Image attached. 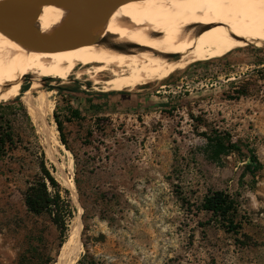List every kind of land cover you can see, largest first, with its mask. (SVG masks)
<instances>
[{
    "label": "rangeland",
    "instance_id": "obj_1",
    "mask_svg": "<svg viewBox=\"0 0 264 264\" xmlns=\"http://www.w3.org/2000/svg\"><path fill=\"white\" fill-rule=\"evenodd\" d=\"M110 77L72 72L38 80L28 92H45L46 127L54 129L48 140L22 95L0 102V133H11L0 151V264H56L75 219L80 228L69 264L85 253L96 264H264V47L194 61L131 90L105 89ZM74 81L84 92L56 88ZM31 82L26 74L21 84ZM70 107L82 118L66 121ZM210 132H226L254 150L261 163L254 177H240L245 149L243 156L210 160L203 136ZM42 153L74 207L61 246L56 228L23 201ZM212 190L238 200L240 234L200 209Z\"/></svg>",
    "mask_w": 264,
    "mask_h": 264
},
{
    "label": "bare ground",
    "instance_id": "obj_2",
    "mask_svg": "<svg viewBox=\"0 0 264 264\" xmlns=\"http://www.w3.org/2000/svg\"><path fill=\"white\" fill-rule=\"evenodd\" d=\"M71 13L63 6H43L33 14L34 26L38 34L50 36ZM86 36L98 39L94 44L42 52L0 32V102L22 95L45 140L53 137L54 130L46 127L50 107L45 92L36 97L28 92L39 88L40 78L65 79L72 72L92 77L105 71L111 75L103 81L105 89L131 90L194 61L248 45L264 47V0H134L102 17ZM120 44L147 49L124 47L134 52L129 54L111 47ZM26 74L31 75V88L20 93ZM79 225L75 219L56 264L71 262L75 247L69 246Z\"/></svg>",
    "mask_w": 264,
    "mask_h": 264
},
{
    "label": "trees",
    "instance_id": "obj_3",
    "mask_svg": "<svg viewBox=\"0 0 264 264\" xmlns=\"http://www.w3.org/2000/svg\"><path fill=\"white\" fill-rule=\"evenodd\" d=\"M46 80V79H45ZM86 86H90V82H86ZM60 91H65L72 95L74 92H84L78 81H74L72 85H62L56 87ZM27 84L22 83L20 93L27 90ZM121 92V91H120ZM114 93V92H111ZM110 92L103 94H111ZM19 100V95L15 97ZM89 101V99H87ZM66 121L71 118H82L78 109L70 107L68 116L64 117ZM54 120L59 132L61 142L66 145L63 135L62 121L58 119L54 113ZM5 134V135H4ZM10 131L0 133V151L10 141ZM206 139V151L208 157L213 162H219L223 156L235 153L243 156V149L247 152L248 162L244 165L240 177L243 178L246 173L254 177L255 171L261 167L254 150L248 145H241L232 141L228 133H203ZM23 201L26 210L34 215H43L56 228L59 235V245L61 246L67 239L68 229L71 219L74 216V207L71 203L69 190L63 187L53 175L52 171L46 166L44 153L39 162V172L27 182L25 191L23 192ZM200 209L209 212L213 218L224 228L226 232L238 235L241 233L244 221L239 219L240 205L238 200L225 190L208 191L200 204ZM241 218V217H240ZM77 264H96L95 260L83 254L77 261Z\"/></svg>",
    "mask_w": 264,
    "mask_h": 264
},
{
    "label": "water",
    "instance_id": "obj_4",
    "mask_svg": "<svg viewBox=\"0 0 264 264\" xmlns=\"http://www.w3.org/2000/svg\"><path fill=\"white\" fill-rule=\"evenodd\" d=\"M134 0H0V32L42 52H55L94 44L98 38L86 34L102 17ZM43 6H63L72 10L50 36L38 34L34 12ZM115 50L137 45H113ZM172 54L170 57H176ZM26 75H24L25 77Z\"/></svg>",
    "mask_w": 264,
    "mask_h": 264
}]
</instances>
